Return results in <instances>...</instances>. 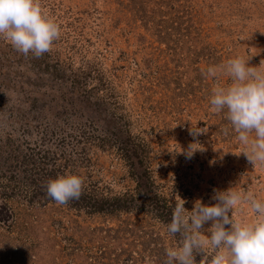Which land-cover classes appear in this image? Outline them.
I'll return each instance as SVG.
<instances>
[{
	"label": "rangeland",
	"instance_id": "obj_1",
	"mask_svg": "<svg viewBox=\"0 0 264 264\" xmlns=\"http://www.w3.org/2000/svg\"><path fill=\"white\" fill-rule=\"evenodd\" d=\"M39 4L60 28L50 52L0 39V264H164L178 203L230 188L264 201V166L212 111L203 74L237 57L264 71V0ZM66 175L83 192L60 205L47 183ZM235 218L257 216L244 204Z\"/></svg>",
	"mask_w": 264,
	"mask_h": 264
},
{
	"label": "clouds",
	"instance_id": "obj_2",
	"mask_svg": "<svg viewBox=\"0 0 264 264\" xmlns=\"http://www.w3.org/2000/svg\"><path fill=\"white\" fill-rule=\"evenodd\" d=\"M60 37L59 25L42 10L39 0H0V39L28 56L41 58L51 51ZM259 66H264V60ZM217 80L212 89V111L226 110V119L245 146L248 162L264 166V71L251 66L249 60L237 57L219 66H209L203 73ZM227 75L231 84L221 85L219 77ZM193 136L199 132L191 133ZM254 134V135H253ZM190 145L188 158L197 149ZM83 179L77 175L61 176L47 183V196L64 205L79 199L83 192ZM215 204H195L188 211L184 204H177L171 222L167 225L170 235H179V247L166 248L164 264H196V255L212 251L211 264H264V201L251 192L242 194L228 189L215 191ZM250 205L257 216L253 223L235 218L238 208ZM186 213H190L186 214ZM211 222L206 231L204 225Z\"/></svg>",
	"mask_w": 264,
	"mask_h": 264
},
{
	"label": "trees",
	"instance_id": "obj_3",
	"mask_svg": "<svg viewBox=\"0 0 264 264\" xmlns=\"http://www.w3.org/2000/svg\"><path fill=\"white\" fill-rule=\"evenodd\" d=\"M152 199H153V200L156 199V202H155V203H156L158 206L162 207L161 209H163V210H166V209H167V208L165 207V205H160V204H159V201H160V200H159L158 197L155 196V197H152Z\"/></svg>",
	"mask_w": 264,
	"mask_h": 264
}]
</instances>
